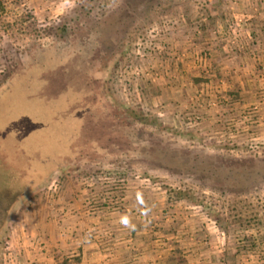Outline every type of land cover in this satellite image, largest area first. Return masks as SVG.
<instances>
[{
  "label": "rangeland",
  "instance_id": "374dc122",
  "mask_svg": "<svg viewBox=\"0 0 264 264\" xmlns=\"http://www.w3.org/2000/svg\"><path fill=\"white\" fill-rule=\"evenodd\" d=\"M63 25L64 41L55 35ZM220 48L229 64L264 50V0H0V264L23 263L21 222L42 217L46 200L71 199L122 216L134 215L136 199L163 203L173 218L178 207L184 238L202 248L216 235L243 263L251 252L262 262L264 181L242 189L187 177L162 157L176 149L225 170L264 163V63L239 119L215 122L234 96L223 89L230 71L218 76ZM192 66L197 77L179 82L196 93L177 101L166 89ZM47 154L53 172L33 185Z\"/></svg>",
  "mask_w": 264,
  "mask_h": 264
},
{
  "label": "crops",
  "instance_id": "0c3cea01",
  "mask_svg": "<svg viewBox=\"0 0 264 264\" xmlns=\"http://www.w3.org/2000/svg\"><path fill=\"white\" fill-rule=\"evenodd\" d=\"M223 52L221 48L215 49L219 58L214 59L221 66L218 76L222 77L224 72L230 71L231 75L226 79L230 86L223 89L233 88L230 92L234 96L223 102L221 114L214 120L225 124L239 119L244 112L243 100L251 98L255 67L264 63V50L246 52L230 64L228 58L222 55ZM193 53L196 55V52ZM191 69L195 67L192 66L182 77L177 74V80L171 82L173 86L166 89L173 99L182 101L184 96L189 95L188 91L196 93V85L195 89L191 85L185 89L179 82V79L197 77ZM253 124L249 122L247 126L254 130ZM128 203L135 210L133 216L103 213L101 209L90 207L88 202L82 200L48 203L46 200L42 217L38 218L34 214L21 222L17 230V238L22 242L18 248L22 264H227L231 260L245 264L242 253L236 252L232 246H225L216 235H209L213 240L212 246L202 248L184 238L178 229L180 227H174L176 217L185 215L184 212H178V207H175L176 217L173 218L167 216L168 211L163 203L153 205L142 199ZM53 205L56 209H51ZM146 222L155 224L159 232H148L145 229ZM248 255L249 264H264L259 254L251 252Z\"/></svg>",
  "mask_w": 264,
  "mask_h": 264
},
{
  "label": "trees",
  "instance_id": "16d2710c",
  "mask_svg": "<svg viewBox=\"0 0 264 264\" xmlns=\"http://www.w3.org/2000/svg\"><path fill=\"white\" fill-rule=\"evenodd\" d=\"M55 35H57V37H59L62 41L68 39L70 35L68 27L64 25L62 27H58L57 31L55 32ZM71 89L72 90L70 92L74 94L78 93L82 100V94H81L82 90L77 89L76 87H71ZM73 96L76 99V95ZM128 113L133 116L137 115V113L134 110H129ZM139 119H141L145 123H147L148 121L144 116H140ZM67 131L69 130L67 129ZM68 137L71 140L73 137L72 133H70ZM68 143L69 142H65V146ZM50 148H52V146ZM54 157H55L54 155L47 154L45 160L42 159L41 162L34 168L36 169L40 166L42 168L44 163H47V167H50L47 169L48 171L46 173L44 172L45 173L44 175L42 176L34 175L31 184L36 185L38 182L44 181L48 176L52 174L54 169L53 165L56 163L55 159H53ZM162 157H163V161L168 166L167 168H173V169L179 168L187 177L192 176L194 174L195 175L202 174V176L205 179L223 180L224 184L226 185L227 184L233 185L235 187L242 189L248 188L249 185H251L252 183L255 184V187H258L259 183L261 181H264V163L255 160H250L247 163H243L241 167L238 169L234 168L230 170H225L222 164L217 160L205 156L182 158L179 150L176 149H172V151L169 150V152L162 153ZM56 159H58V156L56 157ZM177 196L181 200H191L189 198V195L186 194V192H178Z\"/></svg>",
  "mask_w": 264,
  "mask_h": 264
},
{
  "label": "flooded vegetation",
  "instance_id": "af4514ba",
  "mask_svg": "<svg viewBox=\"0 0 264 264\" xmlns=\"http://www.w3.org/2000/svg\"><path fill=\"white\" fill-rule=\"evenodd\" d=\"M7 205H8V204H7ZM7 205L4 204V208H5V209L7 208V207H6ZM0 209H1V208H0ZM7 209H9V208H7ZM0 213H1V210H0ZM1 214H4V213H1ZM1 214H0V225H1V224H4V222H5V220H1V218H2V217H1ZM6 214H7V212H6ZM6 214L3 216L5 219H6V216H7Z\"/></svg>",
  "mask_w": 264,
  "mask_h": 264
}]
</instances>
